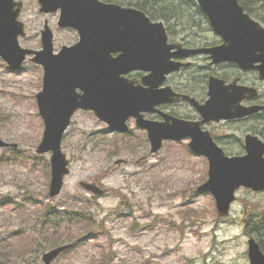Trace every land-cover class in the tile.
Segmentation results:
<instances>
[{
    "label": "rangeland",
    "instance_id": "1",
    "mask_svg": "<svg viewBox=\"0 0 264 264\" xmlns=\"http://www.w3.org/2000/svg\"><path fill=\"white\" fill-rule=\"evenodd\" d=\"M20 1V21L26 26L22 47L41 48L46 20L55 51L78 41L77 32L58 27L59 13L44 15L38 0ZM104 1L137 8L129 0ZM186 1L175 0L185 12L177 22L151 19L169 27L172 40L216 42L207 21H195L199 25L194 28V20L184 22L194 12ZM257 5L254 13L264 16V7H259L264 0ZM194 69L170 83L178 91L204 96L206 83L194 78L201 76L199 71L192 75ZM213 72L227 80L240 76L229 64ZM42 78V68L29 58L17 71L0 58V138L18 144L17 149H0V264H44L45 253L65 245L70 247L52 264H250L248 240H264V229L254 230L243 219L250 211L264 214V191L239 189L230 216L220 218L213 196L198 191L208 178L207 159L192 154L187 142H166L152 155L146 133L132 120L129 133L109 134L92 112L79 111L62 143L70 174L61 194L50 198V155L36 152L44 132L35 99ZM256 86L264 98V82L258 77ZM263 126L261 115L214 124L212 132L228 155L239 156L248 133L264 141L259 134ZM82 181L107 193L89 194L80 187ZM63 208L82 210L85 219L70 222L59 211Z\"/></svg>",
    "mask_w": 264,
    "mask_h": 264
},
{
    "label": "water",
    "instance_id": "2",
    "mask_svg": "<svg viewBox=\"0 0 264 264\" xmlns=\"http://www.w3.org/2000/svg\"><path fill=\"white\" fill-rule=\"evenodd\" d=\"M40 12H60L58 26L76 30L79 41L54 51V34L45 22L41 31L42 48L26 49L19 37H25V24L18 20L23 3L0 0V57L11 70H20L26 58L43 68L42 90L36 96L44 133L36 152L50 154L49 196L58 197L70 174L69 160L62 141L73 116L80 110L92 111L108 125L112 134L129 132L128 121L147 132L150 152L158 153L164 141L190 139L189 148L208 159V179L198 191L210 193L220 218L230 215L241 188L264 191V141L255 135L245 137V153L227 156L201 124L244 119L264 111V105L244 106L246 100L259 97V89L226 84L218 76L208 78L205 104L164 86L173 73L188 67L190 59L207 55L211 65L235 64L244 71L258 72L264 81V25L254 19L239 0H196L212 32L222 44L188 49L170 44L162 21H152L142 10L122 7L102 0H38ZM179 59V60H178ZM143 72L141 83L125 76ZM185 101L203 117V122L182 120L157 107ZM158 113L164 121H152L145 114ZM18 148L0 138V149ZM122 161H117L121 164ZM87 193L102 196L105 190L96 183L82 181ZM69 246H61L43 255L44 264L52 262ZM250 264H264V252L255 238L248 241Z\"/></svg>",
    "mask_w": 264,
    "mask_h": 264
},
{
    "label": "flooded vegetation",
    "instance_id": "3",
    "mask_svg": "<svg viewBox=\"0 0 264 264\" xmlns=\"http://www.w3.org/2000/svg\"><path fill=\"white\" fill-rule=\"evenodd\" d=\"M215 38H216L217 41L214 42V43H208V42L204 43V42H202V43H198V44H195V45L187 43V41L184 38H181V39H179V38L175 39L174 38L173 40L169 38V43L170 44H180V45H182L183 48H188V49L214 47V46L221 45L222 41L218 37H215ZM182 61L183 62H188L189 66L188 67H184V68L180 69V71L172 74L168 78L166 86L170 85L176 93L183 94V95H189L191 98L195 99L199 104H201V105L205 104L206 103L205 95L207 96V84H208V80L207 79H208V77L211 76V74L214 73L213 71L215 69H221V68L227 66L229 63H227V64L223 63V64H219V65H211L210 64V58L207 55H197V56H194V57H192L190 59H183ZM197 63H201L203 65H199ZM229 65L234 67V69H236L238 71L239 75H240L237 78H234V80L239 79L238 84L246 85V86H249V87H257L256 86V79H257L256 75H257V73L255 71H244V70L240 69L235 64H229ZM193 68H196V69L193 70L192 75H195L194 73L199 71L200 75H201L200 79L202 81L204 80L205 83H206L205 84L206 92H205L204 96H200V95L192 96V95L184 93L182 91H178L177 88L172 86L171 83H170L172 79L177 78V77H182V74H183V72L185 70H191ZM196 74L198 75V73H196ZM249 74H253V76H249L248 77L247 75H249ZM144 75L145 74L141 73V72H134V73H131L129 75H126L125 78L128 81L136 79L139 83H141V79H142V77ZM218 77H220L221 79L225 80L226 83H230L231 81H233L231 79L227 80L223 76H218ZM194 78L197 79L198 77L194 76ZM257 88L259 89V97L254 99V101L245 102L244 105H247V106L264 105L263 94H262L260 88L259 87H257ZM157 108L161 112H164V113H166L168 115H171L173 117H176V118H179V119H182V120L191 121V122L200 123V124L203 122V117L199 114V112L193 106H191L189 103L181 101V100L176 102V103H173V104H164V105L158 106ZM177 108L186 109V110L189 111V113L177 112V111H175V109H177ZM145 115H146L147 119L152 120V121H158V122H163L164 121L163 117L160 114H158V113L145 114ZM256 117L257 116H252V117H250L248 119H253V118H256ZM132 122H135V120L132 119ZM213 126H214V123H209V124L208 123H204V124L200 125V128H201L202 131H209V133L211 134L213 139L215 141H217V137L212 132ZM166 142L181 143V142H187V141L175 142V141L167 140V141H164V144Z\"/></svg>",
    "mask_w": 264,
    "mask_h": 264
},
{
    "label": "trees",
    "instance_id": "4",
    "mask_svg": "<svg viewBox=\"0 0 264 264\" xmlns=\"http://www.w3.org/2000/svg\"><path fill=\"white\" fill-rule=\"evenodd\" d=\"M184 0H179V2H183ZM260 2V0H239L240 4L244 7L245 11L248 12L254 19L258 20L264 25V16L257 15L254 12L255 9L258 8L257 2ZM190 6L193 7L194 12L191 13L189 18H185L184 22L188 20H194L193 23L197 20H204L207 21L205 16L201 13L199 8L196 5L195 0H187L186 1ZM129 3L137 9L142 10L145 14H147L150 18H153V16L157 17L159 20H164L166 23H172L177 22L178 18L184 14V8L178 5L175 0H129ZM263 8L264 6H259ZM153 14H151L149 11ZM180 21V20H179ZM208 23V21H207ZM188 24V23H187ZM198 23L192 24L191 27L194 28L195 25ZM199 25V24H198ZM167 31L169 33L170 28L166 27ZM171 36L174 35V33H170ZM197 79H200V76H198ZM264 115V113L258 115L261 116ZM260 135L264 137V126L262 127V130L259 132ZM81 209V208H78ZM63 211L61 213H64L65 216L63 218H67L70 222L73 221H81L85 219L84 212L82 210H59ZM56 213H54V216ZM55 221V219H52ZM243 222L251 227L252 229H264V214L262 216H255L252 214V211L247 212L245 219H243ZM259 241V240H258ZM259 244L261 245V249L264 252V240L259 241ZM65 245V244H64Z\"/></svg>",
    "mask_w": 264,
    "mask_h": 264
}]
</instances>
